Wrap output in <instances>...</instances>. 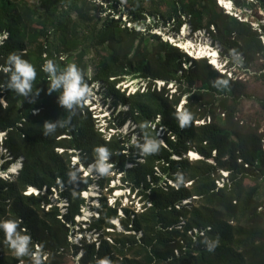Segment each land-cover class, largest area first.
<instances>
[{
    "label": "trees",
    "instance_id": "1",
    "mask_svg": "<svg viewBox=\"0 0 264 264\" xmlns=\"http://www.w3.org/2000/svg\"><path fill=\"white\" fill-rule=\"evenodd\" d=\"M249 4L256 14L264 8V0ZM118 5L120 0H0V36L6 35L0 42V170H16L13 178L0 175V222L14 221L30 236L29 249L42 264H264V134L260 123L237 118L243 100L252 98L238 76L252 65L264 69L263 18L243 19L218 0H126L123 20ZM185 24L191 37L204 32L218 42L214 46L227 60L223 71L153 31L171 27L178 34ZM13 52L36 68L38 96L6 89L3 68ZM234 55L243 65L235 78L228 76L236 72L228 59ZM47 60L59 70L77 65L90 89L99 84L114 110L126 109L104 127L85 104L91 93L66 111L58 92L48 94V74L41 71ZM130 75L144 80L143 89L126 93ZM225 80L226 87L219 83ZM159 81L164 84L158 88ZM260 103L264 107V99ZM185 113L191 119L182 128ZM58 120L63 126L43 135L45 122ZM128 121L134 127L125 135ZM149 139L159 149L143 154ZM101 146L110 153V170L121 173L120 189L134 195L131 205L118 198L110 203L118 189L110 186L114 178L75 170L96 164L94 149ZM93 185L100 195L90 201L97 199V206L84 195ZM87 206L96 214L78 221ZM77 233L84 236L70 239ZM89 233L96 239L88 240ZM0 264H33L30 256L13 254L2 230Z\"/></svg>",
    "mask_w": 264,
    "mask_h": 264
},
{
    "label": "rangeland",
    "instance_id": "2",
    "mask_svg": "<svg viewBox=\"0 0 264 264\" xmlns=\"http://www.w3.org/2000/svg\"><path fill=\"white\" fill-rule=\"evenodd\" d=\"M122 3V6L118 5V9H123V20H126V10H124L123 5L126 3V0H120ZM246 5L243 7L239 6L236 4V0H218V3L225 5L228 7L226 10L229 12L234 13L235 15H243V19H246L248 16H261L264 20V8H258L257 14L254 12V8L249 4L253 0H245ZM106 7V4L104 5ZM225 7V8H226ZM233 8V10H231ZM147 24L155 25V21H153L151 18L147 19ZM254 27L258 26V23L254 22L253 23ZM137 28H140V26H137ZM142 28V27H141ZM171 27L167 28H154V32L161 34L164 39H168L169 41L180 45L184 50L189 51L191 53H196L197 56H211V61L215 67L220 68L223 71V66L225 65L227 60H222V57L219 58L220 54H218V49L214 46H218V42H215L211 40L208 34L204 32H197L196 34H193L192 37L190 36L192 33V30L189 26V24H185L181 27L180 31L178 34L175 33L173 29H170ZM144 29V28H142ZM145 30V29H144ZM4 38V35L0 36V42ZM262 42H264V38L262 39ZM207 47V48H205ZM218 52V53H217ZM228 59L234 62V69L236 70L235 73H228L229 77H237L238 73L240 71H243L242 69V60L239 55H234L233 57L228 56ZM260 64H264V56H260L259 59ZM264 69H261L260 71H256L254 68V65L250 68L248 72H242L238 77H244L243 80L246 83V88H248V92L252 95V98H245L243 100V104L240 106V111L237 113V118H241L243 122H250L253 125H256L257 122L260 123V128L259 131L264 134V107L261 105L260 101L264 99ZM124 83L130 85L128 92H133L136 90L138 87H144V80L139 79L137 76H127L124 78ZM164 82L159 81L157 83V87L159 88L161 85L163 86ZM121 84H118L116 87L120 88L121 91H123L124 87H120ZM172 84H169L167 87H171ZM171 91H174L175 86L173 88H170ZM90 93L93 95L92 100H88L85 102V104H90V110L92 109L95 113L93 117L96 119V122H100V126L104 127L106 126L109 122L114 123L115 119V114L119 110L126 109V106L118 105L117 109L114 110V105L112 104V99H106L104 95L103 88L99 84H95V87L90 89ZM186 102V96H183L181 103L179 104L178 109H181L183 104ZM257 120V121H256ZM209 121V119H207ZM203 120L196 121V123H203ZM133 125L130 121H128L123 129L122 132L126 135L128 134L132 129ZM4 133L0 134V139L2 138ZM136 135L134 134L132 136L131 142H135ZM264 148V146H263ZM192 157H198V154L196 152L191 153ZM78 158H75L73 160L72 166H74V162H76ZM15 163H19L20 167V161H17ZM12 164V165H15ZM11 165V166H12ZM76 171L78 170L79 172H83V175L87 174L90 171V168L88 170H85L82 166H79L78 169H75ZM85 171V172H84ZM15 171H12L11 167L8 170H0V175L8 178L11 177L13 178L15 175ZM224 175L227 174V172H223ZM111 178H114L110 182V186H116L118 189L114 191L111 195L110 203L114 202L116 198L120 199L122 201L123 205H131V201L134 198V195L131 194L130 196V191L128 188L120 189L122 182L120 181L121 178V173L118 172V169L116 170H110V173L108 174ZM219 185H222V181L219 183ZM31 190V189H30ZM84 195L87 198V201L89 204L93 205H98V200L95 199L93 202L90 201L91 197H98L100 195L99 189L96 185H93L89 191L85 192ZM138 198H136L137 201ZM259 199L261 201H264V179L261 180L260 184V195ZM63 205V204H61ZM135 206L137 208L140 207V203L135 202ZM264 209V208H263ZM96 214L89 208L88 206L83 209L82 216L77 217L78 221H87L90 220L92 215ZM118 223V221H115ZM84 228V226H82ZM120 228V227H119ZM88 240H95L96 239V234H85ZM84 236V233H77V235L74 234V236H71L70 239L74 241H79L82 237Z\"/></svg>",
    "mask_w": 264,
    "mask_h": 264
},
{
    "label": "clouds",
    "instance_id": "3",
    "mask_svg": "<svg viewBox=\"0 0 264 264\" xmlns=\"http://www.w3.org/2000/svg\"><path fill=\"white\" fill-rule=\"evenodd\" d=\"M197 33V32H196ZM6 35H4L5 37ZM218 53V52H217ZM219 54V53H218ZM220 58V56H219ZM3 71L8 75L6 89L15 92L17 95L25 98L35 97L39 95V89L33 92V82L36 80V68L27 60L22 58V54L15 52L10 53L6 60V66ZM41 71L48 74V94L58 92V104L66 111H71L74 108L82 105L90 95V88L84 82L82 71L75 64H68L59 70L53 60H47L41 68ZM220 84L227 86V81H219ZM214 86H217L215 84ZM190 115L187 113L180 115V127H185ZM61 127L63 124L58 120L57 123L45 122L43 125V135L47 136L49 132L56 129L57 125ZM159 144L153 140H148L141 148L143 154H149L158 151ZM98 160L96 164L90 167L99 175L104 176L110 173L113 167L110 164V153L107 148L101 146L94 149ZM17 225L14 221L0 222V230L6 237V242L9 248L13 251L16 257L30 256L33 264H42L41 257L37 252H31L29 244L31 237L22 235L17 231ZM209 250H213V246H209Z\"/></svg>",
    "mask_w": 264,
    "mask_h": 264
}]
</instances>
